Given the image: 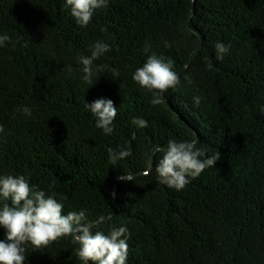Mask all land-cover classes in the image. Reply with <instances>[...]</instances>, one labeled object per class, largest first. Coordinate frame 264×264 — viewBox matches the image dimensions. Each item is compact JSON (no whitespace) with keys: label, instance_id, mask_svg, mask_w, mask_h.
<instances>
[{"label":"trees","instance_id":"obj_1","mask_svg":"<svg viewBox=\"0 0 264 264\" xmlns=\"http://www.w3.org/2000/svg\"><path fill=\"white\" fill-rule=\"evenodd\" d=\"M0 35V177L25 175L93 231L126 226V264H264V0H108L87 26L65 0H0ZM97 41L111 50L89 83L80 57ZM152 54L180 77L159 105L132 79ZM101 98L117 108L110 135L85 106ZM193 139L220 159L180 191L161 184L155 147ZM109 147L132 155L112 165ZM77 247L28 244L24 264H81Z\"/></svg>","mask_w":264,"mask_h":264},{"label":"clouds","instance_id":"obj_2","mask_svg":"<svg viewBox=\"0 0 264 264\" xmlns=\"http://www.w3.org/2000/svg\"><path fill=\"white\" fill-rule=\"evenodd\" d=\"M108 0H65V7L70 9L71 16L80 26H87L96 10L107 7ZM105 31V29H101ZM8 35H0V46L9 41ZM169 45L165 43V47ZM230 45L217 43L215 45L217 59L222 60ZM110 46L102 41L92 45L90 56H81L83 79L91 83L94 75L93 62L109 52ZM102 66H97L99 71ZM106 67V66H103ZM113 75L119 72L112 69ZM132 79L142 88L154 90L151 100L153 105L163 103L162 95L170 88H175L179 82V75L173 70V61L156 54L148 56L142 67L136 69ZM196 105L201 97H194ZM96 119V127L103 130L105 135L114 131L113 121L117 116V108L111 99H98L85 105ZM21 110L25 115H31L28 107ZM132 123L139 128L148 126L147 121L135 118ZM4 131L0 125V133ZM133 139L135 133H133ZM198 139L177 142L169 140L166 146H156L153 155L162 153L155 166L158 180L161 184L180 191L197 178L209 167L215 166L220 159L219 153L208 156L197 147ZM109 162L115 165L117 161L132 155L126 149L117 151L107 149ZM151 164L149 165V170ZM149 170L142 172L148 175ZM122 181H131L130 174L119 177ZM114 195V193H113ZM64 205L53 196L46 195L43 190L31 186L25 175H7L0 177V227L6 230V240H0V264H24L25 245L30 244L34 249L47 247L50 243L63 237H72L78 245L75 255L81 264H126L130 238L126 226L113 227L108 234L95 230L93 223L86 218L84 210L70 211L66 215ZM111 219V217H109ZM101 217L97 223L103 222Z\"/></svg>","mask_w":264,"mask_h":264}]
</instances>
